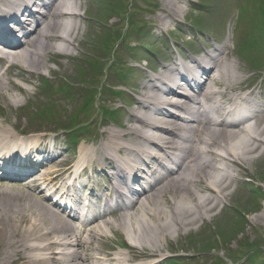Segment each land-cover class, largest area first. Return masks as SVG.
Returning a JSON list of instances; mask_svg holds the SVG:
<instances>
[{"label": "bare ground", "instance_id": "obj_1", "mask_svg": "<svg viewBox=\"0 0 264 264\" xmlns=\"http://www.w3.org/2000/svg\"><path fill=\"white\" fill-rule=\"evenodd\" d=\"M20 1L0 0V66L3 67L0 68V164L7 169L26 166L13 165L5 156L17 152L35 156L46 140L29 138L31 144L23 153V145L16 143L17 137H12L15 134L4 125L9 123L14 110L22 107L13 94H27L12 79L29 84L48 63L81 57H73L69 52L76 44L80 28V0H42L45 9L41 14ZM162 2L166 18L174 20V10L189 1ZM23 12L28 13L27 18L22 19ZM20 36H23L21 43ZM205 57L213 65V80L195 89L194 94L179 97V92L160 86L172 73L163 67L143 85L141 98L127 112L126 125L118 127L120 130H102L101 140L91 147H80L74 162L40 169L43 160L32 162L29 157L24 164L35 173L28 183L24 176L15 181L0 177V264H153L146 261L159 257L172 239L190 235L192 226L203 223L205 218L211 219L220 204L227 205L231 187L244 194L242 189L246 186L251 200L257 203L256 198L264 200V192L252 181L254 175L250 176L252 180H242L264 158V108L256 104L261 96L247 90L243 71L233 65L229 53L214 49L213 56ZM24 74L28 77L24 78ZM161 95L173 100H164ZM243 104L251 106L254 121L251 130L229 125L225 120L227 107ZM164 106L171 108L172 114L160 118ZM182 114L187 120L182 119ZM147 147L154 150V156L149 158L152 166L148 175L140 176ZM94 165L98 167L96 172L103 167L111 168L110 175L120 181L126 180L124 172L131 173V184L137 187L133 189L124 183L126 190L140 194L135 202L121 195L129 200V206H114L109 197L106 202L100 194L89 190L87 213L94 214L103 208L110 218L85 224L78 218V192L67 181L69 177L71 181L88 180L90 177L84 171ZM79 184L86 186L80 181ZM59 189H62L60 198L52 202L54 192ZM259 206L258 203L254 210ZM231 208L232 205H227V209ZM113 211L115 214H111ZM233 212L236 215V208ZM111 233L121 235L118 247L129 245L113 258L99 247Z\"/></svg>", "mask_w": 264, "mask_h": 264}, {"label": "rangeland", "instance_id": "obj_2", "mask_svg": "<svg viewBox=\"0 0 264 264\" xmlns=\"http://www.w3.org/2000/svg\"><path fill=\"white\" fill-rule=\"evenodd\" d=\"M188 1L175 9L174 20H169L165 16L162 0H80L81 23L76 44L70 53L76 57L80 56L83 51L86 52V57H83L85 54L81 56L84 61L78 59H75L77 61L62 59L60 61L58 59V63H48L40 77L56 78L54 81H48L49 86L46 88L51 94L55 93L51 100H47L48 95L45 90L41 91L42 81L40 79L32 78V83L27 86L19 83L27 89L28 95L32 98L25 103L22 96L13 94L24 106L15 115L10 116V124L17 121L12 132L29 133L28 130H34V132H39L36 135H45V138L49 139L56 138L59 142V149L66 152L63 159L71 155L77 156L80 147L86 146L85 141L82 142L84 137L80 138L77 144L71 140L80 129L78 125L80 118L82 122L94 119L90 121L91 132L87 137L89 140L90 137L93 138L92 140L96 139L95 143L101 140L100 132L105 130L103 126L107 125V129L118 130L116 124L103 123V119L98 114L103 107L123 109L119 112V123L117 124L126 125L127 112L134 108V104L129 105V99L132 97L140 99L143 85L148 77L153 76L147 69H155L158 73L163 67H171L170 60L176 58L178 61L176 51L180 48L179 44L191 52L193 49L199 50L208 45L215 47L214 42L217 41L219 48L225 46V51H228L230 59L234 62L233 65L243 71L245 78L254 75L252 73L255 72L254 70L261 69L258 64L261 59L264 62V37L263 50L258 51L260 53L259 63L253 59L248 64L246 61L252 59L253 56L247 54V59L242 58L237 46L248 38L244 36L248 35V30L245 28H249L247 26L249 21L243 20L240 23L239 19H236L238 8L253 9L260 4L261 0ZM198 1L199 5L195 6ZM190 23L200 30L189 27ZM139 27L142 29L138 30ZM122 38L126 40V43L119 45ZM135 40H139V43ZM96 65H98L97 69L100 70L101 77L95 74L81 75L80 71L94 72ZM111 65L114 66L109 69ZM119 67L123 73L129 74L126 81L122 82L118 75H114V70ZM48 71L51 72L52 77L50 78ZM12 73L15 74L16 71ZM27 77L28 74H24V78ZM105 77L106 80H104ZM60 85H68L71 88L70 98L60 95L61 92L64 94L67 89L62 88L60 92L57 90ZM101 85L107 88L116 86L114 90L120 92V95L114 98L106 92L100 100L97 99L96 103L92 101L88 106L83 92L96 90ZM257 85H261L264 89V81H255V86ZM257 89L259 90V87ZM126 102L129 107L123 108ZM49 103L55 106L54 112L48 113L44 110V106ZM91 106L93 107L89 116L79 114L82 110L87 111ZM37 113L41 114V117L36 116ZM67 126H71L69 129H74L67 133L68 136L66 133H59L61 128ZM6 127L11 126L6 124ZM52 132L56 135L51 134ZM87 146L91 147L90 142ZM249 170L248 177L254 175L255 180L252 181L261 185V191L264 192V158ZM245 179L243 177L242 180ZM242 190L244 194L238 189H235V192L232 190L230 200L226 202L227 205H232L231 209H227V205L223 207L224 209L216 207L211 214L213 216L211 219L205 218L203 223L192 226L190 235H180L178 239H172L171 244L162 249L159 258H169L168 250H170L184 254V257L176 258L184 261L181 264H253L248 261L240 262L262 248L259 259L254 262L264 264V215H262L264 200L261 203L258 202L260 206L254 210L258 203L249 198L246 186ZM235 208L236 212L241 211L246 214L243 222H239L237 216L233 214L232 211ZM120 240H122L121 235L111 233L107 240L99 243V247L111 250V252L117 251L114 245ZM205 252H208L207 256L203 255ZM162 264H171V261Z\"/></svg>", "mask_w": 264, "mask_h": 264}]
</instances>
